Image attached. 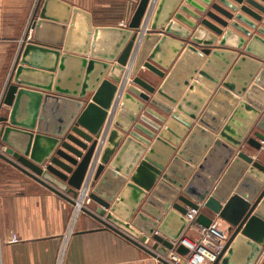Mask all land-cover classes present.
I'll return each instance as SVG.
<instances>
[{
	"label": "water",
	"instance_id": "obj_1",
	"mask_svg": "<svg viewBox=\"0 0 264 264\" xmlns=\"http://www.w3.org/2000/svg\"><path fill=\"white\" fill-rule=\"evenodd\" d=\"M149 4L124 29L38 1L3 98L0 156L75 205L123 85L83 212L164 264L188 253L176 244L188 228L218 216L230 236L213 264H264V0H159L141 36ZM107 34L116 46L101 52Z\"/></svg>",
	"mask_w": 264,
	"mask_h": 264
},
{
	"label": "crops",
	"instance_id": "obj_2",
	"mask_svg": "<svg viewBox=\"0 0 264 264\" xmlns=\"http://www.w3.org/2000/svg\"><path fill=\"white\" fill-rule=\"evenodd\" d=\"M61 1L72 8L77 7L89 12L94 27L127 29L134 14L128 0ZM44 2L45 0H42V4ZM35 4L34 0H0V118L8 116L11 111V107L3 103V98L26 33L30 27L33 28L32 24L38 18L34 19L33 16ZM63 10L64 7L55 2L49 7L53 15L64 14ZM71 15L72 13L66 23L64 41L67 38ZM124 22L127 23V27L121 25ZM79 24L81 25V20ZM148 25L149 18L144 23L145 29ZM45 31L49 34L48 38L54 39L53 34L58 39L49 24L45 26ZM34 34L35 28L30 32L32 39ZM116 41L117 37L114 34L105 35L100 42L99 50L110 52L115 48ZM69 44L81 47L78 42L69 41ZM73 54L82 56L78 53ZM67 69L69 75L75 72L72 64H69ZM211 69L214 73L217 72L216 65L211 66ZM245 74L243 67L238 78H245ZM150 76L152 79L155 78L152 74ZM157 80L161 82V79ZM131 81L129 77L128 84ZM63 83L69 85L66 79H63ZM117 94L118 92L116 96ZM256 94L262 95L259 90ZM190 101L196 105L198 98L194 96ZM120 106L121 103L117 108L118 112ZM239 120L243 124L246 122L244 118ZM240 121L238 127H241ZM3 125L0 122V130ZM4 150L5 146H0V152L4 153ZM244 150L257 156V153L251 151L248 146ZM90 203L93 208L94 202ZM75 209L69 200L40 184L0 156V235L3 264H159L160 260L157 257L115 231L105 228L90 215L82 211L76 214ZM204 212L209 213L207 209ZM200 228L199 224H195L188 228L184 235L194 238ZM14 236L19 241L13 242Z\"/></svg>",
	"mask_w": 264,
	"mask_h": 264
},
{
	"label": "built area",
	"instance_id": "obj_3",
	"mask_svg": "<svg viewBox=\"0 0 264 264\" xmlns=\"http://www.w3.org/2000/svg\"><path fill=\"white\" fill-rule=\"evenodd\" d=\"M36 2V6L34 8V11L37 7L38 0H34ZM159 0H150L151 8L149 10V13L146 17L149 18V24L153 17V12L155 11V8L158 4ZM130 7H132L133 12L135 11L136 7L138 6L140 0H128ZM34 13V12H33ZM34 16V14H33ZM141 29V36H143L148 30L149 26L145 29L144 23ZM122 26L127 27V23H121ZM33 30V28H29L26 34H28L27 40L32 39L30 36V32ZM133 62H131L132 64ZM131 64L128 67V72L125 75V78L123 79V82L127 83L129 82V77L131 73ZM120 91H118L117 96L115 97L114 104L112 107L111 120L108 121L107 126L104 127V132L100 138L99 146L97 147V150L94 155V159L89 167L88 173L86 175V179L82 185V188L79 193V197L77 199V203L75 205L76 214L80 211L83 212V207H86V204L90 203L92 200L89 197L90 192L92 191L94 182H95V172L97 169L98 162L100 160V157L102 155V152L105 148L109 131L113 125V119L115 115L117 114V108L119 107L122 96L124 93V90L126 87L121 85ZM262 143V149L264 150V141H261ZM199 211L196 209H191L190 212L187 214V219L189 221H192L195 219V217L198 215ZM75 217V214H74ZM193 227V226H192ZM230 233L228 231V226L223 224L222 219H220L218 216L214 217L213 223L208 227H201L197 231L196 237H188L183 236L179 241H177L176 244H183L187 249L188 253L186 255H181L177 252L172 253V257L174 258V264H213L217 261L219 255L222 253V251L225 249V246L228 242ZM13 242L19 241V239L14 236L12 239ZM264 255V254H263ZM0 264H3V254H2V241H1V235H0ZM159 264H164L161 261Z\"/></svg>",
	"mask_w": 264,
	"mask_h": 264
},
{
	"label": "rangeland",
	"instance_id": "obj_4",
	"mask_svg": "<svg viewBox=\"0 0 264 264\" xmlns=\"http://www.w3.org/2000/svg\"><path fill=\"white\" fill-rule=\"evenodd\" d=\"M150 8H151V4H149L148 10H147L146 15H145V17H144V20H146V17H147V15H148V13H149ZM141 27H142V26H141ZM77 199H78V198H77ZM77 199H76V200H77ZM75 205H76V204H75ZM75 205H74V206H75ZM86 207H87V208H91V203L86 204ZM84 213H85V212H84ZM223 224H224V225H227V224L224 223V222H223Z\"/></svg>",
	"mask_w": 264,
	"mask_h": 264
}]
</instances>
